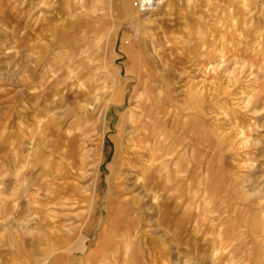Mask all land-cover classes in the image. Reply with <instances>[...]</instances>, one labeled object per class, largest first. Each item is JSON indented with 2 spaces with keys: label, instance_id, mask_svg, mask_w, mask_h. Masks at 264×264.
Instances as JSON below:
<instances>
[{
  "label": "rangeland",
  "instance_id": "1",
  "mask_svg": "<svg viewBox=\"0 0 264 264\" xmlns=\"http://www.w3.org/2000/svg\"><path fill=\"white\" fill-rule=\"evenodd\" d=\"M141 1L0 0V264H264V0Z\"/></svg>",
  "mask_w": 264,
  "mask_h": 264
},
{
  "label": "crops",
  "instance_id": "2",
  "mask_svg": "<svg viewBox=\"0 0 264 264\" xmlns=\"http://www.w3.org/2000/svg\"><path fill=\"white\" fill-rule=\"evenodd\" d=\"M115 207H116V211L119 212L121 210V208L125 207V206L123 204H120V203H115ZM126 216H127L126 213H125V215H122L120 217V222H123V220H125ZM104 220H105V216H104ZM104 220L102 222V227H103V224H104Z\"/></svg>",
  "mask_w": 264,
  "mask_h": 264
},
{
  "label": "bare ground",
  "instance_id": "3",
  "mask_svg": "<svg viewBox=\"0 0 264 264\" xmlns=\"http://www.w3.org/2000/svg\"><path fill=\"white\" fill-rule=\"evenodd\" d=\"M141 3H143L144 5H146V4H149V5H157V2L154 1V0H142Z\"/></svg>",
  "mask_w": 264,
  "mask_h": 264
},
{
  "label": "built area",
  "instance_id": "4",
  "mask_svg": "<svg viewBox=\"0 0 264 264\" xmlns=\"http://www.w3.org/2000/svg\"><path fill=\"white\" fill-rule=\"evenodd\" d=\"M140 5L142 6V7H144L145 9H148V7H150V5L149 4H146V5H144L143 3H141L140 2Z\"/></svg>",
  "mask_w": 264,
  "mask_h": 264
}]
</instances>
